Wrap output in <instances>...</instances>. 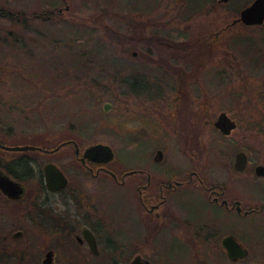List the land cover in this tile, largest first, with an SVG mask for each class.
Returning <instances> with one entry per match:
<instances>
[{
    "label": "flooded vegetation",
    "instance_id": "flooded-vegetation-1",
    "mask_svg": "<svg viewBox=\"0 0 264 264\" xmlns=\"http://www.w3.org/2000/svg\"><path fill=\"white\" fill-rule=\"evenodd\" d=\"M192 64H172L175 92L165 79L150 92L155 86L139 74L115 78L118 150L105 136H84L74 126L22 135L0 120L2 264L12 256L45 264L48 254L53 264H122L128 254L127 264L138 256L154 264L160 234L186 233L180 211L188 191L239 216L264 217V115L248 110L244 132L237 133V115L205 99ZM223 111L235 123L229 134L215 124ZM96 143L110 145L113 156H85ZM120 148L133 153L131 160ZM13 218L36 231L34 242L11 253L10 236L24 234L10 232Z\"/></svg>",
    "mask_w": 264,
    "mask_h": 264
},
{
    "label": "rangeland",
    "instance_id": "rangeland-1",
    "mask_svg": "<svg viewBox=\"0 0 264 264\" xmlns=\"http://www.w3.org/2000/svg\"><path fill=\"white\" fill-rule=\"evenodd\" d=\"M251 1L0 0V120L22 135L51 134L74 126L84 136H105L117 149L120 101L115 78L139 74L149 83L147 87L155 86L147 90L150 92L156 91L158 78L165 79L170 92H175L176 65L172 64L193 63V54L161 42H183L209 32L216 38L213 59L203 66L192 64L200 77L199 92L206 94L205 99H215L217 111L236 114L237 133L242 134L248 110L264 115V23L247 27L237 20ZM133 9L136 31L126 24L129 18L122 16ZM23 10L31 14L24 13L25 17ZM50 10L51 17L45 12ZM106 11L110 13L108 22L120 34L145 36L134 47L127 44V54L121 45L96 47L87 33L75 36L68 29L77 22L91 25L96 14ZM173 53L178 56L172 58ZM105 102L111 104L107 110ZM226 139L230 141V137ZM130 152L119 149L128 160L133 156ZM183 197L180 214L186 218V233L180 228V238L160 234L154 264H264L263 216H239L208 204L192 191ZM14 219L10 232L20 228L24 234L19 239L10 236L11 253L34 242L36 231L27 220L16 225ZM229 233L248 248L246 257L236 261L227 257L221 238ZM144 253L151 255L149 249ZM129 255L122 264H127ZM7 264L41 262L35 257L19 260L12 256Z\"/></svg>",
    "mask_w": 264,
    "mask_h": 264
},
{
    "label": "trees",
    "instance_id": "trees-1",
    "mask_svg": "<svg viewBox=\"0 0 264 264\" xmlns=\"http://www.w3.org/2000/svg\"><path fill=\"white\" fill-rule=\"evenodd\" d=\"M181 0H177L178 3H180ZM132 3V1H131ZM130 3V4H131ZM135 2H133V6ZM136 11V9L130 10V12H123L122 16L123 18H129L128 23L131 26H133L132 28L134 29V31H136V27L135 24L136 22H134L133 20V16L132 14ZM47 14L50 15V17L52 16V10L50 11H45ZM26 14V16H29V13L27 10H23L22 14ZM24 14V16H25ZM45 14V13H43ZM35 15V14H34ZM25 16V17H26ZM104 16V17H103ZM110 13L109 12H103V15H101V13L96 14L95 17L96 19L91 21V25L88 24V22L86 21V23H75L70 25V27H68V29L72 28V32H74L73 34H75V36L79 35V34H85L87 33L88 37H91L93 43L97 46H112V45H121L124 48L122 49V52H124L125 54L128 53V49L126 48V45L129 44L130 46H135L137 45V40L138 38H144L145 36H136L134 34H120V31L118 30V28H115L112 24H110L108 22ZM74 25V26H73ZM247 27H256L257 25L254 26H250V25H246ZM149 39H153L152 36H148ZM213 34L206 32L203 33L197 37H194L192 39H187L183 42H173V41H163L161 43H163L165 46L167 47H175L177 46V49L180 51L181 50H186L187 49V53H190L192 56V59L194 60V64L195 66H199V65H205L208 61L213 59V56L215 54V51L213 49V46L215 45V40L216 38H212ZM158 39V37H156ZM159 40V39H158ZM178 54V53H177ZM176 53L173 55H177ZM178 56V55H177ZM78 59V58H77ZM165 58H163L164 60ZM116 75H118L116 72L113 74V76L115 77Z\"/></svg>",
    "mask_w": 264,
    "mask_h": 264
},
{
    "label": "water",
    "instance_id": "water-1",
    "mask_svg": "<svg viewBox=\"0 0 264 264\" xmlns=\"http://www.w3.org/2000/svg\"><path fill=\"white\" fill-rule=\"evenodd\" d=\"M221 1V0H220ZM227 1V0H222ZM68 8V6H66ZM237 20L241 21L245 25H260L264 23V0H253L250 4L243 7L240 10L239 17ZM236 20V21H237ZM132 54H136L135 51ZM111 104L109 102H105L104 109L107 110ZM215 124L226 134H229L231 129L235 127V123L230 119L228 114L223 111L219 114L218 119ZM7 147V146H5ZM30 146H15L12 148L16 149H25ZM95 151L98 153H102L106 158H111L113 156V150L110 145L105 143H96L85 151V156L87 152ZM60 172V171H59ZM60 175L62 173L60 172ZM63 176V175H62ZM16 236L20 235V233L15 234ZM221 244L226 250L227 257L231 261H236L246 257L249 254L248 248H246L233 234H225L221 239ZM45 264H53L51 260V255L48 254L46 259L44 260ZM131 264H150V262L146 259H141L139 256L133 259Z\"/></svg>",
    "mask_w": 264,
    "mask_h": 264
}]
</instances>
